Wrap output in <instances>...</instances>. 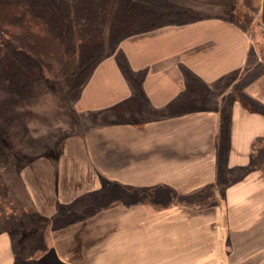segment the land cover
Returning a JSON list of instances; mask_svg holds the SVG:
<instances>
[{"label": "crops", "instance_id": "obj_1", "mask_svg": "<svg viewBox=\"0 0 264 264\" xmlns=\"http://www.w3.org/2000/svg\"><path fill=\"white\" fill-rule=\"evenodd\" d=\"M252 47L239 22L216 14L122 39L82 88L77 116L108 112L132 97L119 51L144 75L151 108L166 109L185 92L182 68L210 96L189 112L88 124L63 138L56 159L42 155L21 167L18 181L49 228L53 260H44L43 249L20 257L16 236L2 229L0 264H264V150L257 147L264 146V73L245 86L248 106L221 87L246 68ZM25 109L31 126L38 116L30 121ZM228 175L233 180L219 191ZM111 188L122 194L94 210ZM156 190L167 192L159 211Z\"/></svg>", "mask_w": 264, "mask_h": 264}, {"label": "rangeland", "instance_id": "obj_2", "mask_svg": "<svg viewBox=\"0 0 264 264\" xmlns=\"http://www.w3.org/2000/svg\"><path fill=\"white\" fill-rule=\"evenodd\" d=\"M5 0H0V3ZM168 5L186 12L184 19H194L201 15H228L244 26L252 37L253 47L250 60L242 72L232 75L224 86H221L225 94L231 100L239 99L246 106L249 101L244 95L245 86L264 73V0H166ZM262 3V4H261ZM214 5V6H212ZM262 8V11L259 10ZM20 30L0 21V44L8 40L16 42L17 47L23 43L19 36ZM122 35L109 40L104 34L105 54L115 51ZM32 62L34 75L33 95L30 99L17 102L15 96L7 91L4 82H0V118L10 120V125L0 123V149L4 156H0V230L9 229L16 236L14 247L20 251V257H28L36 251V255L43 249L45 261H52V255L48 248L49 228L46 222L38 221L27 195L18 181V171L30 161L49 155L56 159L58 148L69 134L81 131L86 125L101 121L117 120L116 116L108 112L91 114L81 117L73 112L76 96L71 93L66 79L62 76L61 65L52 59H47L42 54ZM48 61L56 66L49 70ZM41 62V63H38ZM231 92H228L229 90ZM228 92V93H227ZM206 97L210 94H205ZM225 95V96H226ZM205 97V96H203ZM43 100V101H42ZM230 100V102H232ZM39 101H42L38 103ZM34 102V103H33ZM36 102V103H35ZM33 103L32 105H30ZM26 105L25 107H21ZM252 105V104H251ZM38 106V107H37ZM228 106V105H227ZM37 107V108H36ZM210 107V106H207ZM26 110L30 121L29 126L22 118L23 110ZM25 112V111H24ZM227 114L228 107L223 110ZM124 116V117H123ZM122 119L139 121L152 116L128 113ZM54 127V128H53ZM48 129L50 131L48 132ZM47 130L48 134L42 139L36 140L41 133ZM264 150V146L257 145ZM238 172L231 173V176ZM156 198V210H161L166 205L163 197L167 196L164 190L154 191ZM115 194H122L121 190L109 189L107 200L94 204V210L99 207L112 205ZM86 207V204H85ZM90 208V207H89ZM92 209V210H93Z\"/></svg>", "mask_w": 264, "mask_h": 264}, {"label": "trees", "instance_id": "obj_3", "mask_svg": "<svg viewBox=\"0 0 264 264\" xmlns=\"http://www.w3.org/2000/svg\"><path fill=\"white\" fill-rule=\"evenodd\" d=\"M185 16L186 12L171 7L166 0L2 1L0 21L20 30L23 45L17 47L11 40L0 44V82H4L5 89L15 96L17 102L30 99L35 75L32 62L39 61L38 55L42 54L61 65L62 76L77 99L95 67L107 55L105 33L109 40H113L117 34L127 32L120 41L136 33L187 20ZM116 57L133 93L129 100L108 111L118 119L138 112L152 118L189 112L195 110V102L208 93L206 84L182 68L186 79L185 92L166 109L156 110L145 99L144 75L131 70L122 52L119 51ZM45 65L49 70L56 66L52 61ZM0 123L7 126L12 122L0 118ZM1 155L4 156L0 149ZM232 180L229 175L220 180L219 191ZM205 193L212 194V189L207 188Z\"/></svg>", "mask_w": 264, "mask_h": 264}]
</instances>
